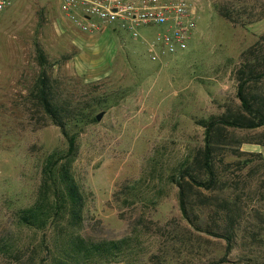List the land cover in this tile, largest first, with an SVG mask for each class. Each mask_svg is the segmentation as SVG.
Segmentation results:
<instances>
[{
  "label": "rangeland",
  "instance_id": "374dc122",
  "mask_svg": "<svg viewBox=\"0 0 264 264\" xmlns=\"http://www.w3.org/2000/svg\"><path fill=\"white\" fill-rule=\"evenodd\" d=\"M187 2L197 13L187 49L156 60L148 52L155 29L136 27L138 38L127 29L49 31L40 0H22L1 14L0 39L10 52L0 60V264L50 263L51 232L21 227L16 219L35 200L46 155L67 148L60 129L30 100L42 71L56 99L86 112L93 107V117L102 114L70 131L77 132L72 171L84 198L80 235L91 242L128 239L120 264H211L221 258L222 264H264V146L221 145L215 158L222 161L225 187L188 188L198 222L204 221L200 230L183 218L177 188L163 176L202 147L198 119L236 109L233 70L241 53L264 37V0ZM217 6L237 22L222 18ZM260 131L226 135L238 141ZM158 164L161 175L154 170ZM138 179L146 190L162 189L155 205L114 202L117 190ZM222 206L232 217L230 249L213 234L223 221Z\"/></svg>",
  "mask_w": 264,
  "mask_h": 264
},
{
  "label": "trees",
  "instance_id": "16d2710c",
  "mask_svg": "<svg viewBox=\"0 0 264 264\" xmlns=\"http://www.w3.org/2000/svg\"><path fill=\"white\" fill-rule=\"evenodd\" d=\"M241 10V9H240ZM242 10L246 7L242 6ZM219 15L229 22H237L225 7L217 6ZM37 60L44 64V56L37 47ZM236 82V109L228 107L219 116H209L196 121L203 128V145L186 157L174 169L166 172L167 183L177 188L179 209L190 226L199 229L204 221L188 199V188L197 190H216L225 187L226 182L220 177L219 167L222 161L215 156L221 145L237 142L253 143L264 146V131L253 133L252 137L238 141L227 137L231 131H257L264 128V37L253 46L243 51L238 64L233 70ZM33 106L39 107L47 120L57 126L67 141L64 152L52 151L46 155L40 170V182L34 202L16 213L17 223L21 227L37 231H50L48 248L49 264H120L123 251L129 248L128 239L91 242L79 233L83 223L84 198L77 183L72 165L77 155V132L75 128H83L95 122L92 116L94 108L89 111L79 104L74 106L66 101L58 100L52 93V85L45 71L40 73L30 92ZM84 108V107H83ZM229 130V131H228ZM230 146V144H228ZM238 152L237 147H229ZM235 154V153H232ZM252 169V168H251ZM154 170L161 175L160 164ZM162 189L155 187L146 190L140 180L124 185L113 194L114 202H122L127 206L136 203L155 205ZM153 194V195H152ZM226 206L221 207L223 221L213 234L222 238L226 246L232 248L234 240L231 215ZM225 258L211 264L225 263Z\"/></svg>",
  "mask_w": 264,
  "mask_h": 264
},
{
  "label": "built area",
  "instance_id": "2783aa9c",
  "mask_svg": "<svg viewBox=\"0 0 264 264\" xmlns=\"http://www.w3.org/2000/svg\"><path fill=\"white\" fill-rule=\"evenodd\" d=\"M16 1L0 0V16ZM60 11L83 32L115 26L138 38L136 27L155 29L148 42L152 60L184 52L197 20L196 10L187 0H61Z\"/></svg>",
  "mask_w": 264,
  "mask_h": 264
},
{
  "label": "crops",
  "instance_id": "0c3cea01",
  "mask_svg": "<svg viewBox=\"0 0 264 264\" xmlns=\"http://www.w3.org/2000/svg\"><path fill=\"white\" fill-rule=\"evenodd\" d=\"M18 1V3H17ZM14 4H21L22 0H17ZM43 3V12L45 14V20H46V25L48 26L47 29L49 31H80L76 24L71 21L67 16H65L61 11H60V2L61 0H40ZM13 4V5H14ZM13 5L6 9L3 13L5 14L6 11H9ZM16 6L14 7V10H12V14L9 13L7 17H12L15 14V9ZM14 11V12H13ZM4 14L0 16L1 20L4 18ZM0 20V21H1ZM4 26L2 27L1 31L3 30ZM99 31H113L114 33H121L122 29H119L115 26H106ZM10 52L8 49V46H4L1 43L0 39V60L2 58L3 53Z\"/></svg>",
  "mask_w": 264,
  "mask_h": 264
},
{
  "label": "water",
  "instance_id": "95a60500",
  "mask_svg": "<svg viewBox=\"0 0 264 264\" xmlns=\"http://www.w3.org/2000/svg\"><path fill=\"white\" fill-rule=\"evenodd\" d=\"M101 117H102V114L101 113H99L98 115H96L95 116L96 121H99L101 119Z\"/></svg>",
  "mask_w": 264,
  "mask_h": 264
}]
</instances>
